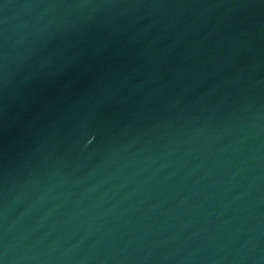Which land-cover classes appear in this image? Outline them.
Masks as SVG:
<instances>
[{"label":"water","instance_id":"obj_1","mask_svg":"<svg viewBox=\"0 0 264 264\" xmlns=\"http://www.w3.org/2000/svg\"><path fill=\"white\" fill-rule=\"evenodd\" d=\"M0 264H264V0H0Z\"/></svg>","mask_w":264,"mask_h":264},{"label":"snow or ice","instance_id":"obj_2","mask_svg":"<svg viewBox=\"0 0 264 264\" xmlns=\"http://www.w3.org/2000/svg\"><path fill=\"white\" fill-rule=\"evenodd\" d=\"M93 139H95V137H93ZM91 142V141H90Z\"/></svg>","mask_w":264,"mask_h":264}]
</instances>
